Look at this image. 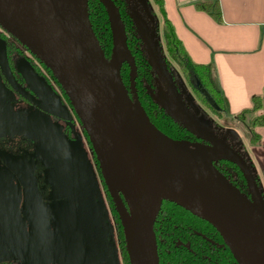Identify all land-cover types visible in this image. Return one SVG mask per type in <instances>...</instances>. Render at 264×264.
Returning a JSON list of instances; mask_svg holds the SVG:
<instances>
[{
    "label": "water",
    "instance_id": "water-1",
    "mask_svg": "<svg viewBox=\"0 0 264 264\" xmlns=\"http://www.w3.org/2000/svg\"><path fill=\"white\" fill-rule=\"evenodd\" d=\"M96 1L109 22L108 59L91 30L87 0H0V29L51 73L78 119L118 218L127 263L158 264L153 224L160 202L166 201L209 224L237 264H264L262 193L246 162L182 100L149 26L153 17L146 0H134L140 12L132 11L129 17L161 87L153 101L173 123L212 150L206 156L171 142L150 123L135 91L136 68L119 13L110 0ZM123 63L129 67L128 89L120 78ZM14 70L24 87L15 80L7 44L0 38V74L9 89L38 111L72 121L68 108L26 58L18 59ZM30 160L31 170L18 181L20 213L28 231L17 264L49 262L55 244ZM224 160L241 167L248 197L213 166ZM67 224V238L72 240L79 221L72 215Z\"/></svg>",
    "mask_w": 264,
    "mask_h": 264
},
{
    "label": "trees",
    "instance_id": "trees-1",
    "mask_svg": "<svg viewBox=\"0 0 264 264\" xmlns=\"http://www.w3.org/2000/svg\"><path fill=\"white\" fill-rule=\"evenodd\" d=\"M110 1L117 9L124 27L126 46L133 58L136 68V77L134 80L135 91L139 104L145 112L148 120L161 135L173 143L180 145L181 142L196 141L192 136L187 134L183 128L167 118L163 111L160 110L153 101L151 93L153 92V83L156 78L147 63L142 44L136 37L133 24L129 17L131 12L127 10L125 0ZM146 2H149L147 4L150 7L153 17V22L149 26L156 32L161 57L167 72L171 75L170 67L173 65L180 74L188 79L191 90L202 102L205 108L216 114H222L228 119H232L234 122H239L244 125L245 117L247 115H254L257 112H260V114L254 117L251 116L249 121L250 125L248 129L250 130V137L248 138V144L250 146L255 145L258 142L259 137L254 129L264 127V93L260 97H253L251 99L249 109L240 112L234 117L227 116L222 107V98L219 96L216 89L213 68L210 66L194 64L190 60L181 42L175 35L171 23L165 15L161 1L148 0ZM194 6L199 11L207 14L214 22L220 23L221 18L217 1L194 3ZM87 15L91 30L101 48V51L105 58L108 59L111 50V36L107 15L103 7L96 0H87ZM158 25L159 29L157 28ZM0 38L3 39L1 35ZM3 40L7 44V41L5 39ZM16 50L17 49L9 50L7 44V58L11 70H14L13 67L15 63L9 59V55ZM42 68L48 77L57 85L51 73L43 66ZM120 78L124 87L128 89L129 67L125 63L121 65ZM57 87L65 98L58 85ZM66 103L68 104L67 100ZM85 139L90 149L86 136ZM91 155L96 167L99 182L109 203L110 211L115 218L123 264H128L118 218L102 184L97 163L92 152ZM244 161L249 167L250 165L248 162L246 160ZM33 163L35 172L40 174L43 166L39 162L36 164V162L33 161ZM213 166L243 195L248 197V188L243 171L237 163L224 160L213 163ZM39 174H37V176H39L37 177V186L38 182L41 183V180H43L42 178L40 179ZM253 176L258 187V179L255 175ZM153 232L156 241L158 264H237L222 238L209 224L192 216L172 203L166 201L160 202L158 214L153 224ZM74 238H72V242ZM17 263L18 261L16 263L8 261L7 263L4 262L2 264Z\"/></svg>",
    "mask_w": 264,
    "mask_h": 264
},
{
    "label": "rangeland",
    "instance_id": "rangeland-1",
    "mask_svg": "<svg viewBox=\"0 0 264 264\" xmlns=\"http://www.w3.org/2000/svg\"><path fill=\"white\" fill-rule=\"evenodd\" d=\"M125 2L127 10L129 12L135 10L140 12V9L138 8L134 0H125ZM157 28L159 29V25ZM0 35L7 41L9 50L17 49L16 51H14V53L11 54L13 62H16L20 58L29 56L25 49H23L17 42L11 39L1 29ZM170 71L175 86L184 103L188 107L191 106L192 110H196L197 115L203 116L211 125L215 134L220 139L227 142L242 159L248 162V164L250 165L249 168L253 175H255L253 169L257 171L258 176H255L258 179V183L260 182V188L259 186L258 188L260 191H262V183L260 181L262 180V176L259 177L260 173L257 166H252L248 158V147L250 146L248 144V138L250 137V130L248 129L250 125L249 121L251 116L254 117L260 114V112H257L254 115H247L245 117L244 125L239 122H234L232 119H228L222 114H216L213 111L205 108L202 102L194 95L193 91L191 90L188 79L184 75L180 74V72L173 65H171ZM48 81L52 87L59 90L53 80L48 79ZM0 84L2 86H0V94L2 93L6 97V94L3 91V85L2 83ZM160 92L161 87L158 84L157 80H155L153 83V92L151 94L152 96H156ZM11 94L16 100L15 95H13V93ZM17 100L16 102H12L14 106L16 104H20L16 105V108L13 107V105H9V103L11 102L10 99L5 98V100L1 103L3 107V113L7 114V117H5V119H10L8 120V122H11V125L1 124L0 132L8 131L13 128L17 132L26 135L27 137L35 141L36 154L39 153L40 150L41 154H43L41 157L42 162H44V164L46 165L55 166L54 168H57L56 170H49L48 172H45V181H57V172H59L58 170H60L61 168L57 165H63L60 164V161L58 163V160L60 157L65 156L66 161L71 163V165H75L78 163V166H84L87 161L86 164L89 166L90 171L95 174L97 182H99V178H97L98 174L96 171V167L92 160L91 151L89 150L85 137L80 135L82 134V128L78 119L74 115H72L73 113H71V116L73 118L71 123L75 126V129L81 136L79 137V140L82 142V146L84 147L83 150L86 154L85 159H83L82 156H79V143L77 138H75V140L72 139L69 141V135L71 136L72 133L67 135L63 132V123L65 122H57L56 119H53L37 111L29 104H26L21 100ZM74 117L77 121H74ZM5 119L3 118L4 121ZM73 134L76 135L74 131ZM74 135H72V137H74ZM180 145L186 150L201 156H206L207 154L212 153V150L209 147L197 141L181 142ZM74 156H77V158H74ZM28 161L23 157L21 158L10 156L6 152H0V264L4 262L7 263L9 260H19L24 254L22 253V250L20 248L22 238L20 236L21 230L19 226L20 223L22 225V222L21 218L19 219V216H17L16 214V212H18V205L20 203V191L18 189V186L16 185V181L18 182L20 180L19 178L26 177L23 175V173L31 170L30 164H32V161L30 159ZM58 177L60 182V175ZM9 182L11 185L9 184ZM99 194L102 198V203H100L99 205H91L87 208L81 203V201L84 200L83 198H77L74 201L76 205L75 210H77V216L80 219L81 223V230L79 231V234L76 237L75 241H80L85 237L89 242V238L86 236V233H88V236L92 241L91 248L93 249V251L96 250L100 252V248L104 251L111 250L112 247L117 254V264H123L115 218L110 211V206L105 197L102 186H99ZM262 194H264L263 191ZM53 208L55 207H51V209ZM64 212L59 213H61V216H64L68 213V211ZM17 227L19 228V232H17L16 230ZM97 253H93L92 258H96V256H102Z\"/></svg>",
    "mask_w": 264,
    "mask_h": 264
},
{
    "label": "crops",
    "instance_id": "crops-1",
    "mask_svg": "<svg viewBox=\"0 0 264 264\" xmlns=\"http://www.w3.org/2000/svg\"><path fill=\"white\" fill-rule=\"evenodd\" d=\"M159 1H161L165 15L190 60L194 64L213 68L216 89L222 98V107L227 116L234 117L249 109L251 99L260 97L264 93V0H215L219 6L220 23L214 22L207 14L199 11L194 6V3L214 0ZM0 78V83H2L1 74ZM3 91L7 99L11 100L10 103L16 102L11 94L12 92L4 85ZM254 131L259 140L255 145L248 147V158L252 166H257L260 173L259 177L262 176L260 181L262 183L261 189L264 192V127L255 128ZM83 149L84 147L80 142L78 153L80 157L82 156L85 159L86 154ZM74 158H77V156H74ZM253 171L258 176L257 171L255 169ZM90 172L89 166L84 169V173L88 178ZM16 185L20 191V209L22 205L21 187L17 181ZM89 186H91V190L96 187V193L91 196H84L83 199L91 200L90 203H82L87 208L102 203L97 184L93 185L90 182ZM262 191L260 192L262 193ZM262 195L264 197V194ZM72 212H74L73 215L80 223L77 211ZM20 218L22 222V225L20 223L19 226L22 238L20 248L23 253L27 246L28 230L24 219ZM69 218L68 215L61 218V227H64L63 232L50 235L55 242L52 246L51 255L54 253L64 254V251L67 252L69 249L76 247L75 236L81 230V223L73 235V238H75L72 242L71 239L67 238L68 227L71 230V224H67ZM16 230L19 232L18 227ZM86 236L89 238V242L86 239L85 247L83 245L82 248L84 249L81 253L93 254L98 252L97 254L102 256H98L95 261L80 258L74 264H117V254L112 247L111 250L106 251L100 248L101 253L96 250L93 251L91 238L88 233H86Z\"/></svg>",
    "mask_w": 264,
    "mask_h": 264
},
{
    "label": "flooded vegetation",
    "instance_id": "flooded-vegetation-1",
    "mask_svg": "<svg viewBox=\"0 0 264 264\" xmlns=\"http://www.w3.org/2000/svg\"><path fill=\"white\" fill-rule=\"evenodd\" d=\"M11 54L9 55V59L11 61H13ZM25 58L30 63V65L33 67L34 71L39 76H41L45 80V82L52 88V90L59 96L61 103L68 108L69 113L71 115V113H73V112H72V110H70V107L66 103L65 98L63 97L60 90H57L50 85V83L48 81V79H50V78L48 77V75L46 74L44 69L42 68L41 64L38 61H36L31 55H29L28 57L26 56ZM14 63H16V62L14 61ZM14 67H15V65H14ZM14 67H13V69H14ZM11 71H12L17 83L20 86L24 87L22 80L16 75L15 70H11ZM2 80H3L2 84L10 92H12L9 89V87H7L5 80L3 78H2ZM13 95H15V94L13 93ZM15 97H16V100L18 99V100L25 102L24 100H22L17 95H15ZM5 98L7 99V97H5L4 94L1 93L0 94V105L5 100ZM9 105L10 106L13 105V107L16 108V105L14 106V104H12V103H9ZM72 115H74V114H72ZM5 117H7V114L3 113V107L1 105L0 106V125L1 124L11 125V122H8V120H10V119H5ZM3 118L5 119V121L3 120ZM51 118H53V117H51ZM53 119H56L57 122L61 121L60 123H62V121H63V120H59L57 118H53ZM74 121H77L75 119V117H74ZM63 122H65V121H63ZM71 122L63 123V125H64L63 126V132L66 133L67 135H69L70 133H72V135H74L73 134V131H74L76 135H74V137H72V135L71 136L69 135V138H70L69 141L72 139L75 140V138H77L79 146H80L81 141L79 140V137L84 136V134L82 132L83 135L80 134L81 135L80 136L78 134V131L75 129V126ZM81 131H82V129H81ZM81 145H82V142H81ZM0 152H6L10 156L21 157V158L23 157L27 161L30 158H33V161H35L36 164H37V162H39L43 166L40 174L35 172V169L33 170V174L35 176L36 187H37V191L41 197V201L46 206V219H47L48 230H50L49 231L50 235L61 233L64 230L63 229L64 227L63 226L61 227V219H60L61 217H63V215L61 216L60 215L61 213H59V212L68 211V213L66 215H68L71 218V216L74 213L72 211H77V210H75L76 205H75L74 201L77 198H84V196H91L93 193L94 194L96 193V187H94V189L91 190V186H89L90 182H92L93 185L97 184L98 190H99V186H101L100 182H97V179H96L94 173L90 172L89 178L84 173V169H87L88 165H86V166L85 165L84 166H78L77 164L71 165V163L66 161L65 156L60 157L58 160V163L60 161L61 162L60 164H63V165H60V166L57 165L58 167H61L60 170H58L59 172H57V177H56L57 181L56 182H54V181L53 182H46L45 178H44L45 172H48L49 170L50 171L56 170L57 168H54L55 166H50V165L44 164V162H42V160H41V157L43 155V154H41V150L39 151V153L36 154L35 141L32 140L31 138L27 137L26 135H23V134L17 132L13 128H11L8 131H1L0 132ZM63 160H64V162H63ZM37 174L40 175V179L41 178L43 179V180H41V183L38 182V186H37V177H39V176H37ZM59 175L61 177L60 182H59V177H58ZM98 181H99V179H98ZM85 189H87V190H85ZM54 192H57V193H54ZM90 201H91L90 199H84L81 201V203L86 204V203H90ZM20 204H21V199H20V203L18 205V212H16V213L18 214L19 217H22L21 213H20V209H19ZM51 207H55V208L51 209ZM57 208H59V209H57ZM71 208H73V209H71ZM57 210H59V211H57ZM64 214H65V212H64ZM66 215H64V216H66ZM79 225H80V223H79ZM84 243H86V238H82L80 241L76 240V242H75L76 247H74V249H69L67 252L64 251V254L63 253L62 254L54 253L53 255H51L50 261L43 263V264H48V263H51V264H74L75 262L79 261L80 258H82L84 260L95 261L98 258V256H96V258H92V254H90V253H84V254L81 253L84 249V248H82L83 245L85 247ZM9 261H13V260H9ZM17 261L18 260H15L13 262L16 263Z\"/></svg>",
    "mask_w": 264,
    "mask_h": 264
}]
</instances>
